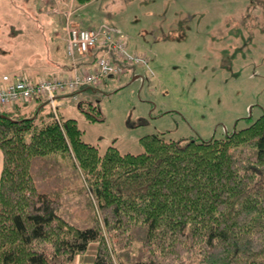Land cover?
<instances>
[{
	"label": "trees",
	"instance_id": "16d2710c",
	"mask_svg": "<svg viewBox=\"0 0 264 264\" xmlns=\"http://www.w3.org/2000/svg\"><path fill=\"white\" fill-rule=\"evenodd\" d=\"M35 102L0 109V264H61L92 242L91 264H264V114L221 138L100 153Z\"/></svg>",
	"mask_w": 264,
	"mask_h": 264
},
{
	"label": "rangeland",
	"instance_id": "374dc122",
	"mask_svg": "<svg viewBox=\"0 0 264 264\" xmlns=\"http://www.w3.org/2000/svg\"><path fill=\"white\" fill-rule=\"evenodd\" d=\"M55 1L0 0V74L49 75L52 65L27 61L42 62L54 47ZM82 12L89 28L108 26L148 61L126 64L74 100L61 97L59 117L76 119L82 140L100 153L110 145L141 153L146 134L182 143L221 138L264 114L262 0H90ZM92 107L99 120L86 117ZM42 112L50 113L47 103ZM97 247L61 264H91Z\"/></svg>",
	"mask_w": 264,
	"mask_h": 264
},
{
	"label": "built area",
	"instance_id": "2783aa9c",
	"mask_svg": "<svg viewBox=\"0 0 264 264\" xmlns=\"http://www.w3.org/2000/svg\"><path fill=\"white\" fill-rule=\"evenodd\" d=\"M66 36L67 54L73 62L66 75L32 81L25 74H5L0 81V107L10 108L42 98L48 101L53 119L58 121L56 96L59 93H73L82 86L97 84L103 77L121 74L124 69L122 63L148 64L145 56L130 53L126 42L108 26L88 29L69 25L66 27ZM97 47L101 48V52L91 68L82 70L76 65L77 56L87 57Z\"/></svg>",
	"mask_w": 264,
	"mask_h": 264
},
{
	"label": "crops",
	"instance_id": "0c3cea01",
	"mask_svg": "<svg viewBox=\"0 0 264 264\" xmlns=\"http://www.w3.org/2000/svg\"><path fill=\"white\" fill-rule=\"evenodd\" d=\"M90 1V0H89ZM80 2V0H56V13L59 17V21L60 24L57 27V31H55V40L53 43L52 50L49 53L44 54L42 57L43 61L38 63V62H31V61H27V64H42L45 63L46 65H52L53 69L49 70V75L44 73H37L34 75H31L32 79H41V78H46V77H55V78H62L66 72L69 70L71 64H70V59L67 56V52H66V27L69 25H78L81 27H88V22L85 21V17L82 15V9L87 5V3L89 2ZM48 55H50L49 57H47ZM67 57V59L69 60V65H63L62 63V59H64V57ZM39 57V56H38ZM5 64V63H4ZM28 69L26 68V70L23 68L22 71H27ZM21 71V72H22ZM7 72V73H6ZM0 74V79L1 76L6 74H13L15 72H10V71H6ZM18 72V71H17ZM133 72V71H132ZM137 77V76H136ZM65 101V100H64ZM64 101L62 100V105L64 104ZM25 105H31L35 106V109L37 108V102L32 101L29 102ZM25 105H22L20 107H16V108H9L10 111H15L17 114L18 113H31V111H23L21 112V110L23 109L22 107H24ZM2 165H3V154L0 150V174H1V170H2Z\"/></svg>",
	"mask_w": 264,
	"mask_h": 264
}]
</instances>
